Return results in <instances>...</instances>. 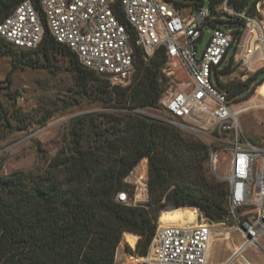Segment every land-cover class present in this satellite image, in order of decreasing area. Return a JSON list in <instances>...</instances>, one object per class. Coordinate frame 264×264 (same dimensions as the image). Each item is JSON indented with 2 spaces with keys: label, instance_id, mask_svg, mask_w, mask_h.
<instances>
[{
  "label": "trees",
  "instance_id": "1",
  "mask_svg": "<svg viewBox=\"0 0 264 264\" xmlns=\"http://www.w3.org/2000/svg\"><path fill=\"white\" fill-rule=\"evenodd\" d=\"M21 1L0 0V21ZM260 1H254L249 15L259 16L256 4ZM207 2L216 15V7L222 0H206L200 5ZM246 2L233 6L240 10ZM214 22L218 25L220 21ZM232 24L237 26L236 39H240L244 24L238 21ZM12 47L0 39V56L9 54L15 60L9 75L21 65L39 67L29 59L16 60ZM134 47L136 69L130 87L107 91V85L106 89L103 84L100 86L101 76L82 67L76 55L47 32L38 48L45 58L54 52L67 57L80 91L88 94L92 89L97 98L127 107L128 112L110 116L105 126L95 122L92 115L74 118L66 144L48 161L43 173L0 176V264H115L123 236L132 246L136 245L139 256H145L165 204L179 208L198 206L208 219L225 220L227 184H210L205 179L207 146L136 112L159 107L165 91L160 77L164 76L167 56L161 49L146 61L142 50L135 44ZM234 53L227 73L233 65ZM262 72L264 68L246 81L219 86L230 99L241 97L256 80L259 91L264 92V78L258 80ZM249 98L248 92L243 99ZM106 117L99 115L101 120ZM145 158L149 160V201L135 206L117 202L121 192L132 198L134 192L129 190L132 186L125 180ZM196 216L191 210H174L166 212L161 221L163 225H186Z\"/></svg>",
  "mask_w": 264,
  "mask_h": 264
},
{
  "label": "built area",
  "instance_id": "2",
  "mask_svg": "<svg viewBox=\"0 0 264 264\" xmlns=\"http://www.w3.org/2000/svg\"><path fill=\"white\" fill-rule=\"evenodd\" d=\"M22 0L0 21V39L23 51H34L47 32L66 46L82 67L105 78L112 87L128 88L135 72V47L146 61L163 49L167 62H178L187 72L189 90L163 102L164 116L147 115L183 136L204 133L217 144L230 148L227 184V213L223 225L239 244L222 264H252L244 252L253 247L264 258V140L250 139L238 116L254 105L235 103L219 86L233 56V65L245 66L256 53L264 55V21L237 10L222 0L223 11L244 24L240 39L234 31L221 29L219 18L201 2L206 0ZM261 11V1L256 4ZM212 35L200 52L206 29ZM230 56V57H229ZM225 83V82H224ZM213 168L219 151L208 144ZM116 201L131 204L126 192ZM187 225H162L145 256L131 255L134 264H211L210 246L217 221L203 215Z\"/></svg>",
  "mask_w": 264,
  "mask_h": 264
},
{
  "label": "rangeland",
  "instance_id": "3",
  "mask_svg": "<svg viewBox=\"0 0 264 264\" xmlns=\"http://www.w3.org/2000/svg\"><path fill=\"white\" fill-rule=\"evenodd\" d=\"M254 1H247L241 10L248 13L249 9L253 7ZM181 2L187 3L186 0H181ZM206 6L209 8L208 2ZM217 8H219L218 20L220 21L218 26L226 31H235L237 26L232 24L234 17L224 12L223 6ZM258 13L259 20L264 21V0L261 3V11ZM212 31V27L206 29L204 39L199 44L200 52L205 48ZM12 49L17 55L16 60L29 59L39 67L21 65L9 75L13 70L15 60L9 54L0 56V176H8L15 172L43 173L48 161L54 158L66 144L72 119L92 115L95 122L104 124L110 116H122L128 112L127 107L125 109L114 102L105 103L100 97L97 98V94L92 89L88 91V94L80 91L76 85V73L71 67L70 60L62 54L54 52L45 58L38 49L34 51H23L14 47ZM234 51L239 50L234 47L230 55ZM258 57L260 55L256 53L255 58ZM261 57L263 61L254 67L255 72L264 68V55ZM44 64L46 67L43 68ZM255 72L249 71L241 65L231 66L229 73L224 77L223 85L246 81ZM163 74L164 76L160 77V82L165 91L159 102V107L147 111L141 110V113L164 116L162 103L174 94L189 90L190 79L180 63L167 62ZM263 78L264 72L259 74L258 80ZM100 80V86L102 84L104 88L106 85L108 86L107 89L105 88L107 91L113 88L105 78L100 77ZM10 84L11 86L8 87ZM92 84H96V82H92ZM248 92L250 98L243 99ZM235 103L241 106L254 105L239 114L238 122L250 139L264 140V92L259 91L258 81L253 82L251 88L241 97H237ZM101 114L108 117L101 120L99 118ZM183 137L202 143L207 148L208 144L213 148H225L219 151L218 163L215 168H213L210 158L204 163V175L208 183H225L224 178L229 172V146L217 144L204 133L186 134ZM85 144L87 145L86 141ZM145 159L125 180L132 186L129 190L134 192L130 198V205L145 204L150 198L149 160ZM174 210H191L198 213L199 216L201 215L198 206L187 205L179 208L165 204L160 211L157 229L163 225L162 216L166 212ZM218 222L210 246L211 264L226 262L232 255L235 246L239 244L235 234H228L229 226L223 225L222 221ZM126 240L123 236L116 252L115 264H134L131 255L136 253V245L132 246ZM244 257L252 264H264V258L253 247L244 252Z\"/></svg>",
  "mask_w": 264,
  "mask_h": 264
},
{
  "label": "crops",
  "instance_id": "4",
  "mask_svg": "<svg viewBox=\"0 0 264 264\" xmlns=\"http://www.w3.org/2000/svg\"><path fill=\"white\" fill-rule=\"evenodd\" d=\"M261 3H262V1H261ZM261 61H263V60H260V57L255 58V56H254L253 59L249 63H247L244 67H246V69H248L249 71L255 72L256 70L254 69V67L256 65H258V63H260Z\"/></svg>",
  "mask_w": 264,
  "mask_h": 264
},
{
  "label": "bare ground",
  "instance_id": "5",
  "mask_svg": "<svg viewBox=\"0 0 264 264\" xmlns=\"http://www.w3.org/2000/svg\"><path fill=\"white\" fill-rule=\"evenodd\" d=\"M174 225H179V224H174ZM187 225V224H186ZM184 226V225H183Z\"/></svg>",
  "mask_w": 264,
  "mask_h": 264
},
{
  "label": "water",
  "instance_id": "6",
  "mask_svg": "<svg viewBox=\"0 0 264 264\" xmlns=\"http://www.w3.org/2000/svg\"><path fill=\"white\" fill-rule=\"evenodd\" d=\"M138 238H140L138 235H136Z\"/></svg>",
  "mask_w": 264,
  "mask_h": 264
}]
</instances>
